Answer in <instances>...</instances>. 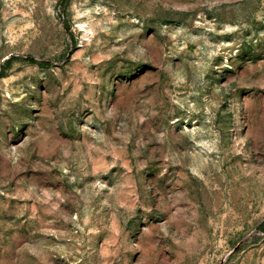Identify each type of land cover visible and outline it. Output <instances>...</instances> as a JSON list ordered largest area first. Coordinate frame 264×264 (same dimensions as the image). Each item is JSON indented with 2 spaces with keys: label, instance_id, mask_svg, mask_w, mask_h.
I'll return each mask as SVG.
<instances>
[{
  "label": "rangeland",
  "instance_id": "rangeland-1",
  "mask_svg": "<svg viewBox=\"0 0 264 264\" xmlns=\"http://www.w3.org/2000/svg\"><path fill=\"white\" fill-rule=\"evenodd\" d=\"M0 264H264V0H0Z\"/></svg>",
  "mask_w": 264,
  "mask_h": 264
}]
</instances>
